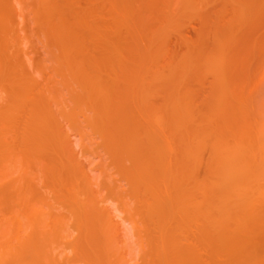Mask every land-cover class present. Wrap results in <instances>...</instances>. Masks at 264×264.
Wrapping results in <instances>:
<instances>
[{
  "label": "bare ground",
  "instance_id": "6f19581e",
  "mask_svg": "<svg viewBox=\"0 0 264 264\" xmlns=\"http://www.w3.org/2000/svg\"><path fill=\"white\" fill-rule=\"evenodd\" d=\"M111 21L92 26L75 0H33L40 33L56 76L73 94L67 108L47 69L28 70L20 33L26 0H0V264H264V0H104ZM230 9V11L228 10ZM164 12L156 28L142 13ZM199 19L194 39L184 27ZM127 29L126 40L120 30ZM174 30L185 49L171 60L164 39ZM40 35V34H39ZM101 37L100 55L85 45ZM37 74V75H36ZM106 76L107 79H104ZM103 142L112 172L130 185L133 206L110 188L101 199L89 190L98 177L68 157L69 121L87 139ZM37 169L71 188L77 238L63 215L43 210L33 188ZM68 189V188H67ZM66 192V189L62 190ZM116 202L137 242L117 234ZM68 250L79 254L75 263Z\"/></svg>",
  "mask_w": 264,
  "mask_h": 264
},
{
  "label": "rangeland",
  "instance_id": "374dc122",
  "mask_svg": "<svg viewBox=\"0 0 264 264\" xmlns=\"http://www.w3.org/2000/svg\"><path fill=\"white\" fill-rule=\"evenodd\" d=\"M26 1V6L24 8L21 7V9H23L24 15L21 17L22 23L20 24V33L25 38L23 50L28 59V70L31 74L36 73L38 64L44 63L47 69L43 72L44 75H38L39 81L42 84H45L47 78L53 77L55 80V87L60 91V93H62L61 98L65 101L67 108H71L73 106L72 96L82 94L83 92L82 90L77 89L73 94H71L69 89L62 83V81H60V77L56 76V70L53 66V62L49 53V46L40 33L39 27L35 21L34 13L30 9V5L33 0ZM75 3L79 10L86 9L89 11V21L91 22L92 26L101 28L106 23L108 24V22H110L112 19L108 11V4L105 3L104 0H75ZM224 5V0H216V7L223 8ZM228 10L230 11V9ZM163 15L164 12L151 13L145 11L142 13L141 19L148 27H152L154 29L159 25L160 18H163ZM200 21L197 17V19L193 20L191 25L184 27V33L187 39L189 38L192 40L196 37ZM256 33H260L262 36L260 38L259 44L257 45L260 47L261 44H264V23L256 30ZM120 34L122 36L121 39L125 41L127 39V29L122 28V30H120ZM101 41V37L96 36L95 38L87 39L85 45L92 53L99 56V52L101 51ZM185 42L186 40H179L174 30H169L164 39L166 59L171 60L177 54L182 53V51L185 49ZM104 79H107L106 76H104ZM7 100V95L5 93H0V105H3ZM79 121L82 127L88 126V122L84 117H82ZM61 124L70 134L68 141L69 150L67 155L78 163V166L81 170L90 174L94 178L99 176V173L103 167L108 168L110 173L112 172L110 158L104 153L102 139L97 134L87 127V139L85 140L86 145H84L81 135L73 129V125L69 121L62 120ZM37 172L36 179L33 180L31 185L47 199L48 206L43 210V213L54 212L58 215H63L67 223L68 233L71 235L69 239H76L78 234L76 231L75 218L70 210L69 204H67L71 185L67 186V189L65 186L60 185L56 180H51L48 178L45 174L40 172V170L37 169ZM115 179L116 180H112V184H108L102 180L101 176H99V178H97V180L93 182L92 185L88 186V189L100 195L101 199H106L110 196V188H112L114 190L120 191L125 197H127V199H129V201H131L132 205L134 206L135 201L130 195V185L125 180H121L117 175L115 176ZM14 182L18 181L7 180L3 183H0V189H6ZM85 187H87V185L83 183H78L74 184V186H71V188H78L81 190ZM64 189H66V192L62 191ZM109 205H111L117 214L116 219L119 226L117 229L118 236L124 237L131 243L135 244L137 242V238L134 234L131 222L127 216L118 209L116 202L109 200ZM253 229L260 237L258 256L261 260H264V222L263 224L259 223L257 226H254ZM65 259L68 262L75 263L78 259H80V256L74 251L68 250ZM133 264H143V253L137 250L136 258L134 259Z\"/></svg>",
  "mask_w": 264,
  "mask_h": 264
}]
</instances>
